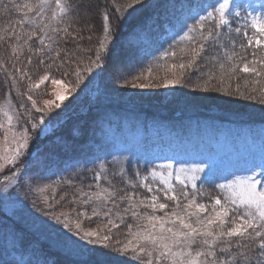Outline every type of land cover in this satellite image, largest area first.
Here are the masks:
<instances>
[{
    "label": "rangeland",
    "instance_id": "obj_1",
    "mask_svg": "<svg viewBox=\"0 0 264 264\" xmlns=\"http://www.w3.org/2000/svg\"><path fill=\"white\" fill-rule=\"evenodd\" d=\"M160 1L140 0L139 3H134V0H128L130 6H149L154 2L151 4V10L155 11L157 8L154 15L160 22L157 18L146 20L131 32L128 39L136 50H142L148 57L156 54V56H162V44L177 42L180 35H183L182 29H184L185 23L192 24L190 16L197 12L203 14L200 10L204 8L211 10L208 6L217 2V0H203L198 3V6L185 9L189 5H183L177 0ZM231 7H239L242 13L241 18H234V24L239 26L243 25L245 16H248L250 21L251 16L264 15V0H232ZM207 28L210 26H206ZM128 41L125 44L126 47L129 45ZM262 49L264 50V48ZM122 53L125 58H130L126 49ZM17 59V57L10 58L9 62H17ZM116 61L115 64L118 65L125 63L126 60L118 58ZM8 68L10 69L11 66L9 65ZM152 73L151 78H145L144 75H141L142 73H139L136 75H139L138 78L134 76L126 83L115 84L112 79L116 76L117 71L115 69L108 70L105 73V88L107 89L99 97L97 94L91 95L92 101L77 90L71 91V88L76 86L75 79L71 85L62 81L63 87L48 83L47 91L41 88L32 92L33 99L38 101V107H44V100L53 101V107L46 115L36 112L31 107V102L27 100V96L20 101V105L23 104L24 108L19 105L17 109H13V103H11L10 111L14 115L13 130L19 132L24 128L28 129V148L21 151V155L14 164L7 160H0V165H2L0 168V223L4 222L6 225V234H13V245L17 249L21 248L20 254L26 255L24 258H20L22 263L129 264V261L127 262L122 256L129 259L131 252L125 254L118 251V248L127 239L120 241V245H117L115 237L120 235L119 231L108 225L107 220L102 222L100 216H92L91 206L82 205L76 198L79 195L76 191L77 188L92 191L81 182L87 177L80 174L77 177H81L82 180L72 179L81 182L78 187L67 183L72 181L66 176L71 173L68 171L73 170L72 173L86 171L88 174L90 172L95 184L101 183L103 187L106 186L104 180L96 181L94 179L95 171H99V165L105 164L110 176L114 172L113 170L118 171L123 166L126 173L130 171L139 184L144 176H148L147 182L153 188V191L149 193L151 196L158 195L160 201H165L163 192L159 191L163 186L159 183V178L153 180L150 176L153 170L163 171L159 167L160 165L172 164L175 169L181 166L190 167L203 164L205 171L199 174L198 187L210 183L218 188L219 184L227 183L236 177L264 173V127L236 129L207 121H196L180 123L179 126L173 128L171 125L160 122H144L145 120L140 116L108 119L109 111L113 109L112 102L133 109L141 107L162 113L170 109V105L167 103L161 104L165 99L164 96L172 93L174 88L186 91L191 95L210 92L193 90V86L157 87L158 78L163 79L165 76L160 72L153 71ZM234 79L230 81L231 91L234 94H225L222 91L212 92L225 100L235 98L238 95L235 94L238 84ZM9 81L13 83V78ZM142 84L149 86L140 87L139 85ZM26 87L28 88V86ZM240 90L245 95L251 92V89L240 88ZM57 91L63 92L66 98L64 100L57 99L53 95ZM113 93L117 95L114 100L109 96ZM245 95V98L249 96ZM146 100L151 102V104H146L147 107L144 106ZM85 102L110 104L107 105L108 107H100L98 110L92 111V115H89L90 107L88 106L91 104L83 105ZM56 104H60V107H55ZM4 105L5 109L9 110L6 102ZM25 108L31 111L30 117L24 114ZM17 114L20 116L19 119L15 118ZM42 115L43 124L39 122ZM0 119L4 124V128L0 129V156L8 157L14 153L6 150L14 148L15 144L12 141L11 131L8 130L6 118L1 115ZM33 123L37 124L35 129L32 128ZM109 124L119 127V131L115 132L113 128L109 127ZM178 128L179 130H175ZM59 130L60 132H58ZM96 131L98 133L96 137H93L94 144L91 152L87 151L88 154L84 158V161L88 162L86 168L74 171L80 169L83 164L62 155V150L70 148L75 149V153L79 152L83 134H86V139H89ZM5 133L8 134L7 141L4 140ZM36 140L38 142L45 141L46 146L35 157H32ZM127 161L132 162L135 167H130ZM137 172L140 173L139 177L136 176ZM5 176L9 177L8 181H5ZM111 178L118 181L120 186L125 185L119 180L121 176L116 175ZM257 179L264 180V175L257 176ZM89 181H91L90 178ZM173 184L180 187L176 185L175 180H173ZM39 189L45 190L41 192ZM189 190H191L190 186ZM199 190L207 197L206 200H201L202 203L209 205L214 203V198L222 199L223 203L224 197L227 195L226 191L221 189L225 195L223 197L218 195L219 192L210 188ZM165 202L170 205L174 204L172 201ZM182 203L184 202L182 201ZM81 212L84 215L78 217V213ZM54 215H60L61 220L67 216L73 222L79 219L84 231H96L101 239L105 235L112 237L110 243L104 242L109 244V254L105 253L108 257L104 259L103 263H100L102 260L99 258L97 250L99 248H102L101 251L105 250L103 245L89 244L82 240L80 235L75 234L74 226L71 230L64 228L62 223H58L52 218ZM109 228H111L110 232ZM31 240L33 241L29 243Z\"/></svg>",
    "mask_w": 264,
    "mask_h": 264
},
{
    "label": "snow or ice",
    "instance_id": "obj_2",
    "mask_svg": "<svg viewBox=\"0 0 264 264\" xmlns=\"http://www.w3.org/2000/svg\"><path fill=\"white\" fill-rule=\"evenodd\" d=\"M139 2L140 0H134V3ZM231 4L232 0H217L215 4L208 6L211 10L204 8L200 10L203 14L197 12L189 17L192 24L185 23L186 31L182 29L183 35H180L176 42L180 53L179 62L163 65L159 63L167 61L170 57L176 58L177 50L175 49L165 51L157 59L156 66L166 68L173 77L171 79L167 76L163 79L158 78L157 87L189 86V82L193 80V73H195L193 90L222 91L225 94H234L231 91L230 81L237 77L238 73L255 76L257 79L254 83L264 80V56L256 59L253 55V59L246 62L245 56L241 54L245 49V44H239L241 53H238L235 50L236 40L232 36L233 33L237 36L242 34L246 39L247 47L264 48V15L251 16L249 14L250 21L248 16H245L243 25L234 27V18H241L242 13L239 7L232 8ZM55 6V10L49 17L47 16V9L50 8L49 0H35V2L24 0L23 3H18L17 0H8L7 3L0 5V11L7 13L14 10L21 14L14 24L0 29V42L9 44L14 58L25 45L29 46L28 51L31 53L30 42L34 38L39 41L41 47L35 51L42 57L38 64L43 66V73H38L35 82L28 84V91L24 95L31 102V107L44 115L51 111L53 101L44 100V107H38V101L33 99V90L47 87L48 82L53 86L63 87L62 81L53 77L57 72L68 75L69 72L63 70L73 63L76 64L73 73L76 77V86L71 88L72 92L76 91V87L83 79L79 67L83 61L77 58L76 53L53 47L58 42L52 34L59 35L60 32H63L68 35L69 31L68 27L60 29L50 21L63 22L71 10V5L64 0H55ZM103 20V39L99 41L94 59L88 57L89 66L84 69L89 73L93 70L91 65L100 67L101 61L105 59L101 50L108 47L106 41L109 40L110 27L107 13L104 14ZM209 23L212 27L206 29V25ZM17 28L20 30L17 31ZM247 28L252 29V35L243 30ZM181 44H186V46L181 47ZM171 47L170 45V49ZM209 48L212 50L209 51ZM26 59L29 63L32 62L31 55ZM0 67L3 66L0 65ZM4 71L6 74L8 73L7 68H4ZM17 71L31 81L32 78L27 75L24 69H17ZM152 74L150 67L148 75ZM252 91L255 92L256 89L253 88ZM235 94L242 97L245 95L239 85L235 89ZM53 95L59 100L66 98L64 93L59 91L54 92ZM260 96L261 102L264 103V89L260 90ZM246 98L255 99L256 97L249 95ZM6 103L9 110L5 109L4 104H0V115H3L7 120L8 130L11 131L15 147L6 150L14 153L13 155L0 156V160H7L14 164L21 155V151L28 148V129L24 128L19 132L13 130L14 115L10 111L11 101L8 100ZM19 107L24 108V105L21 104ZM55 107L59 108L60 104H56ZM24 114L30 117L31 111L25 108ZM15 118L19 119V114ZM39 122L44 123L43 115ZM36 127L37 124L33 123L32 128ZM3 128L4 124L0 122V129ZM4 140H8L7 133H5ZM159 167L163 171L153 170L150 176L153 180L159 178V183L163 186L159 191L163 192L165 201L174 202L175 206L171 211H166L169 204L161 202L158 195L140 200V205L145 209L150 208L152 214L137 211L138 206L133 202L131 196H118L115 185L109 179V170L103 163L99 165V171H95L94 179L107 181L108 187H102L97 183L98 191L76 189L79 193L76 197L77 200L84 206H91L92 216L106 217L108 225L118 227L111 218L113 214L119 217L120 223H123L124 217L129 214L137 221L135 231H133L131 223L127 225L130 238L118 248L119 252L133 253L140 264H264V180L257 179V176L264 175V173L236 177L227 183L219 184L218 188L227 193L224 202L222 203L220 198H214V203L209 205L197 200L198 194L203 195L197 186V181L200 179L199 174L205 171L203 164L190 167L181 166L175 169L172 164ZM112 175L124 177L126 169L121 166L118 171L112 172ZM136 176L139 177L140 173L137 172ZM8 180L9 177L5 176V181ZM148 180L149 177L144 176L140 183L148 192H152L153 188L147 182ZM173 180L176 185L180 186L179 189L173 184ZM67 183H71V181ZM189 186L191 190H189ZM91 187L89 185V188ZM44 190L39 189L41 192ZM125 200H127V205L123 207V215H121L118 201ZM182 201L185 202L182 203ZM158 212L162 215L157 214ZM82 215H84L83 212L78 213V217ZM52 218L58 223H62L66 229L71 230L74 226L75 234L80 235L81 239L89 244L95 243L108 247V244L104 242L110 243L112 240L109 235H105L101 239L96 231H84L79 219L73 222L69 217L64 216L61 220L60 215H54ZM108 231L110 232L111 228ZM117 245H120L119 240H117Z\"/></svg>",
    "mask_w": 264,
    "mask_h": 264
},
{
    "label": "trees",
    "instance_id": "obj_3",
    "mask_svg": "<svg viewBox=\"0 0 264 264\" xmlns=\"http://www.w3.org/2000/svg\"><path fill=\"white\" fill-rule=\"evenodd\" d=\"M172 1V0H167ZM181 3H184L186 0H177ZM196 2L200 0H194ZM8 0H0V5L7 3ZM18 3H23L24 0H17ZM35 2V0H33ZM64 2L71 5V10L68 17H65L63 22L58 21H50L54 26L63 29L68 27L69 34L65 35L63 32H60L59 35L53 33L52 35L57 40V44H54L53 47H58L61 49H66L70 52H75L77 58L82 60L83 62L79 65L81 69V75L83 77L82 82L76 87V90L79 93L84 94L92 101L91 95L97 94L99 97L101 94L105 92L107 88H105V77L106 72L108 70L115 69L117 71L116 76L112 79L114 80L115 84H122L126 83L131 77L136 76L137 74L144 75L145 78H151L152 76L146 75L148 73L149 68H152V72H160L162 75L167 78H172V75L168 72V70L164 67H157L156 62L157 59L161 56L154 55L153 58H148L146 54L142 53V50H136L133 46V43L128 41L131 32L139 25L144 23L146 20L157 18L158 22L159 19L157 16L154 15L156 10H151V4L149 6H130L128 0H64ZM164 2V1H160ZM50 8L47 9V16H51V12L55 10V0H49ZM119 9V10H118ZM107 13L109 16V40L106 41L108 45L107 49H102L101 54L105 56V59L101 61V66L97 67L95 65L92 66V72H87L84 69L89 66L88 57H95V51L99 47V41L103 39V24H104V14ZM21 14L11 10L7 13L0 11V29L7 28L9 24H14L20 18ZM162 18V16H161ZM160 24V23H159ZM206 26L212 27L211 23L207 24ZM235 27V26H234ZM20 29L17 28V31ZM246 30L247 29H243ZM233 38L236 40V51L241 53L239 48L240 43L245 44V49L241 53L245 56L246 62L251 61L253 59V55L256 59H259L261 56H264V50L262 48H255L247 47L246 39L241 34L237 36L235 33L232 34ZM82 37V39H81ZM91 37V39H89ZM129 42L128 46L126 47V42ZM47 43V41H46ZM32 47V52L28 51V45H25L22 51H18L16 57L18 58L17 62H9L10 58L13 57V52H11L12 48L9 44L0 42V104H4L7 100H10L13 103V109H17L20 105V101L25 98L24 95L25 91H28V84L34 83L35 80L38 78V73H43V66L38 64L40 55L36 54V49L41 47L39 41L37 39H33L30 42ZM162 51H170L172 49L177 50V57L176 58H168L167 61H160L161 65L167 63H175L179 62L178 58L180 53L177 48V43L168 42L162 44ZM170 45L172 46L170 49ZM138 47V45H136ZM181 47L186 46V44H181ZM91 49V51H88ZM125 49L128 51L130 58H125L123 56V51ZM209 51L212 49L209 48ZM31 55L32 62L29 63L26 59L27 56ZM11 56V57H10ZM122 59L125 63H121L116 65V59ZM125 64V65H124ZM127 64V65H126ZM11 66L9 69L8 66ZM124 65V66H123ZM4 68H7L8 73L6 74ZM24 69L28 76L32 79L29 81L23 74L17 69ZM76 68V64H71L66 66L63 71L69 72L68 75H63L62 72H57L53 78L60 79L61 81L65 82L66 84L72 83L74 79L76 80L74 70ZM178 71V70H177ZM146 72V73H143ZM155 75V74H154ZM195 73H193V80L189 82V86H192L195 83ZM139 76V75H138ZM138 76H136L138 78ZM13 78V83L9 80ZM235 82L241 86L240 88L243 90L251 89V92L246 95H254L255 99H248L244 96H240L239 94L235 96V98H231L229 100L222 99L216 93L212 91L207 93H196V95H191L186 91H182L178 88H174L173 92L169 95H165L161 104L167 103L170 105V109L167 111H163L162 113L156 111H149L146 108L142 109L141 107H135L140 109H133L129 107H124L119 103L112 102V110L109 111L108 119L110 118H121L125 117L128 118L134 116H140L141 118L147 119H156L162 121H173L177 122L182 120H212L216 121L221 124H236L237 126L240 125H258L264 124V103L261 102L260 90L264 88V80H261L260 83H254L256 81L255 76H251L244 73H238L237 77H234ZM247 81V83H246ZM50 83V82H48ZM183 85H180L182 87ZM255 88L256 91L253 92L252 89ZM43 90H48L47 87H42ZM108 91V90H107ZM109 93V91H108ZM245 95V96H246ZM111 99H115L117 95L115 93L109 94ZM167 97V98H166ZM248 97V96H246ZM155 101V100H153ZM94 102H85L83 105H89V115H92V111L98 110L100 107H108L107 105L110 103H99L93 104ZM151 104V102L146 100L144 104ZM154 103V102H153ZM143 104V103H141ZM86 106V107H87ZM131 109V110H130ZM103 111V110H102ZM100 112V111H99ZM85 115V114H84ZM83 115V116H84ZM1 116V115H0ZM82 116V117H83ZM81 117V118H82ZM76 118V117H75ZM74 118V119H75ZM80 118V119H81ZM102 121V120H101ZM1 122V119H0ZM60 132V130L58 131ZM97 131L93 133V136L89 139H86V134H83L82 142L80 145V151H76L75 149H65L62 150V155L66 157L73 158L75 161H78L83 164L80 169H75L74 171L81 170L86 168V163L84 158L88 153L91 152V148L93 143V137L97 135ZM86 139V140H85ZM96 142V141H95ZM35 147L33 148L32 157H35L46 145L45 141L36 140L34 142ZM88 151V153H87ZM108 169V167H107ZM131 169V168H130ZM73 171V170H72ZM72 171L66 176L72 180L81 179V177H77L80 174L85 175L87 178L84 179L83 182L88 188V185L92 187L89 188L92 191H98L99 189L96 188V184L91 178L92 175L86 171H80L79 173H72ZM115 171V170H113ZM132 173L129 171L127 172L124 177L119 178V180L125 184L120 186L118 181L113 180L111 177L113 175L109 174V179L112 180L113 185H115L116 191L118 196H131L133 198V202L138 206L137 211H140L145 214H152V210L150 208L145 209L143 206L140 205V200L148 198L150 199V193L147 189H144L141 184L138 183L136 178H134ZM74 175V176H72ZM89 178L91 181H89ZM80 181H71L72 184L80 187ZM106 186L108 187L107 181H104ZM101 186L102 184L99 183ZM119 184V185H118ZM135 185V187H133ZM207 187L204 186L201 190ZM179 189V187H177ZM212 189V188H210ZM218 192V191H217ZM219 196L223 197V195L219 192ZM204 195H197L198 202L201 200H206ZM222 200V199H221ZM161 202H165L162 201ZM185 202V201H183ZM120 204V212L123 215L122 209L124 206L127 205V200L121 202L118 201ZM168 203V202H167ZM169 204V203H168ZM111 206V205H109ZM175 205H170L166 211H171ZM161 214L162 213H157ZM115 224L118 227H114L115 230H118L120 235L115 237L116 241H123L128 239V229L127 225L131 223L133 225V231L136 230L137 221L131 217L129 214L128 216L124 217V222L120 223L119 217L115 214L111 217ZM102 222H105L106 217L100 216ZM6 225L4 222L0 223V264H20L16 259L17 254L20 253L21 248L15 247L13 245V234H6ZM31 240L29 243H31ZM109 246V244H108ZM102 247V246H101ZM99 251L100 259L102 260L100 263H103L104 259L108 257L109 254L108 250L109 247H105V250L101 251L102 248L97 249ZM107 253V254H105ZM98 257V256H97ZM129 264H140L139 261L135 258L133 253L129 254V259L123 257ZM98 260V259H97ZM92 263V262H91ZM86 264V263H85Z\"/></svg>",
    "mask_w": 264,
    "mask_h": 264
}]
</instances>
